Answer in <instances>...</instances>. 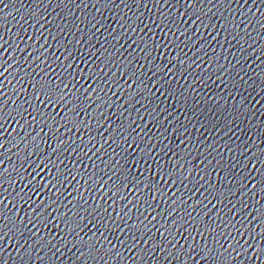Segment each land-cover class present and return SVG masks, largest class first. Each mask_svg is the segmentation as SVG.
Instances as JSON below:
<instances>
[{
  "label": "snow or ice",
  "instance_id": "6c2138e0",
  "mask_svg": "<svg viewBox=\"0 0 264 264\" xmlns=\"http://www.w3.org/2000/svg\"><path fill=\"white\" fill-rule=\"evenodd\" d=\"M3 226L2 225H0V228H2Z\"/></svg>",
  "mask_w": 264,
  "mask_h": 264
}]
</instances>
